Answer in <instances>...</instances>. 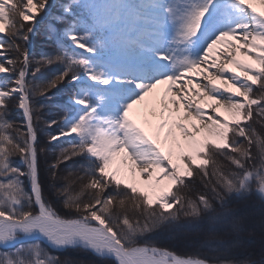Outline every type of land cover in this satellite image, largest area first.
Segmentation results:
<instances>
[{"label": "snow or ice", "instance_id": "1", "mask_svg": "<svg viewBox=\"0 0 264 264\" xmlns=\"http://www.w3.org/2000/svg\"><path fill=\"white\" fill-rule=\"evenodd\" d=\"M52 7L0 0V74L12 77L0 80V264H62L41 241L105 264H255L181 255L147 237L181 217L207 218L211 231L220 224L235 237L207 243L227 246L241 231L230 197L264 199V137L249 123L264 122V0H57ZM41 21L56 48L36 60L29 81L27 45ZM53 65L62 68L36 79ZM62 83L71 87L62 106L68 114L46 126L56 129L49 144L69 138L49 165L67 215L44 194L46 150L38 148L33 107L34 97ZM17 97L20 127L9 119ZM76 157L86 161L78 167L87 181L75 190L84 176L69 179V171L56 187L59 165ZM221 157L237 170H225ZM197 179L211 195H187Z\"/></svg>", "mask_w": 264, "mask_h": 264}, {"label": "trees", "instance_id": "2", "mask_svg": "<svg viewBox=\"0 0 264 264\" xmlns=\"http://www.w3.org/2000/svg\"><path fill=\"white\" fill-rule=\"evenodd\" d=\"M35 67L36 63H33L31 61L28 76L29 81H33L31 71ZM59 70V66L43 67L40 73L42 74V76H37L36 79H46L47 77H51L55 72ZM48 72L50 73V75ZM64 89V86L59 85L56 89L51 90L47 96H37L33 98L34 109H39V111L36 112V115L41 117V119L36 121V127L38 132V148L40 146L41 139L46 135V132L54 129L47 128V120L54 116L62 117L67 114L65 108L62 107L65 106L67 102L61 99L59 96L63 93L62 91ZM41 104L44 105L43 108H39ZM13 108L14 106H10L9 104L10 112H17L18 118L17 120H15V118H13L10 114L9 119L13 120L17 124V126L20 127L22 126L23 117H21V115L19 114V109ZM249 123H253L257 132L262 137H264V122H257L254 120L250 121ZM252 151L254 156L257 157L254 163L258 164L259 154L255 146H253ZM220 160L223 166L225 167V170H237L235 166L231 165L230 162L227 161L225 158L221 157ZM14 162L18 164L20 162L19 158L15 157ZM39 163L41 166L45 197L54 204V206L57 208L58 211L61 212V214L67 215L65 210L56 206V202H59V199L64 197H58L57 195L53 194L55 189L51 186V172L49 171V165L52 163V161L43 157L40 153ZM83 163H86V161L84 160ZM64 166H67V162ZM70 170H73V168H70ZM209 170L211 171V164L209 165ZM64 183V180H59V182H55L56 187H60ZM204 183L205 182H202L199 179L195 180V182L192 184V190L188 192L187 195H189L193 199H195L198 194L206 193L208 195H211L210 186L209 188H206L204 187ZM253 187H255V184H253ZM229 207L234 209L241 225V231L239 232L238 242L229 243L227 246L217 243H207V241L209 240L232 241L235 239V237L230 235L229 230H227L220 224H217L215 226L214 232L211 231L210 225L207 222V218L197 224V222L190 221L189 219H186L184 217H181L177 222L161 226L154 233L149 234L147 239L155 242L158 246L167 247L169 250L175 251L181 255L193 254L199 258H206L210 260L231 259L238 262L250 260L255 262V264H264V199H262L255 192L241 196L234 195L230 197ZM252 221L255 222L256 225L252 224ZM161 234L173 237L178 236L181 237L183 240H185L186 238L188 239L194 237L193 239H195V241L199 243L188 244V246L183 245L182 243H180L182 246L172 245L170 243H167V241L171 239L165 238ZM41 243L50 254L57 255L62 264H65V262H70V264H105L104 260L93 256L88 252L73 249L57 251L47 247V245H45L43 242ZM78 251L81 254H78Z\"/></svg>", "mask_w": 264, "mask_h": 264}, {"label": "rangeland", "instance_id": "3", "mask_svg": "<svg viewBox=\"0 0 264 264\" xmlns=\"http://www.w3.org/2000/svg\"><path fill=\"white\" fill-rule=\"evenodd\" d=\"M49 2H50V4L53 5V7L50 9V11H57V8L55 7V4L57 3V0H49ZM60 2H63V0H60ZM44 32H45V21H41V24L38 27V31L36 32L35 35L32 36L31 43L29 45H27V47H29V49H30V52H31V57L30 58H31V61L33 63H35L36 60L39 59L41 56H43L45 54H48V53H52L55 50V48H56V45H55V43L53 41H49V40H46L44 38V35H43ZM18 43H21L22 47L25 46L22 41H18ZM8 55L10 57L15 58L18 54L16 52H14V51H10L8 53ZM0 59H2V58H0ZM53 66H59L60 69L62 68L61 65H53ZM12 75L15 76V73H13ZM49 75H50V73H49ZM41 76H42V74L38 75V77H41ZM11 78L12 77H8L6 74H0V80L11 79ZM47 78H49V77H47ZM60 85L64 86L65 89L62 91L63 93L60 94L59 96H60L61 99H63L64 101L67 102L69 97H70V95H71V87L68 84H66V83H62ZM17 99H18V97L16 99H13V100L9 101L10 106H14L13 109H18L16 107V100ZM10 114H11V116L13 118H15V120H17V118H18L17 112H15V113L14 112H10ZM19 114L21 115V117H23V114H22L21 111H20ZM55 130L56 129L54 128V129L46 132V135L44 137H42L41 142H40V146H39V148H43V149L46 150V151L42 152L41 155L43 157L47 158L48 160L52 161V162H54V160L56 158V155L59 152V150L62 147L68 146V143H69V138H65V139H62L59 143H55L54 142L52 144H49L47 142L48 141L49 132L55 131ZM73 142H75V141H73ZM84 160L85 159L83 157H76V158H73V159H71L69 161H66L67 162V166H64L66 162L61 163V165L57 169V171H58V180H56V181L59 182V180H64L63 178L68 175L69 171L72 172V176L69 177V179H74L76 177H80V176L83 175L84 176V180L83 181H77V183L73 186L75 190H78L80 183L86 182L87 179H88L87 176L84 175V169L81 168V167H78V165L84 164L83 163ZM70 168H73V170H70ZM87 198H88L87 194H85L84 197H82V199H84V200H86ZM63 199L64 198L59 199V202H56V206L62 208L68 214V210L65 209L64 206H63ZM251 223L256 225V223L253 222V221ZM161 235L163 237H165V238L171 239V240H168L167 243H170L172 245H180V246H182L180 244V243H182L183 245H187L188 246V244L199 243V242L195 241V239H193L194 237L188 238V239L186 238L185 240H183L181 237H178V236H176V237L174 236L173 237V236H167V235H164V234H161ZM232 241H235V239L232 240ZM231 243H235V242H231ZM47 247H49V246H47ZM49 248H51V247H49ZM51 249H53V248H51ZM77 253L81 254L79 251ZM88 253H90L91 255L95 256L91 252H88Z\"/></svg>", "mask_w": 264, "mask_h": 264}, {"label": "water", "instance_id": "4", "mask_svg": "<svg viewBox=\"0 0 264 264\" xmlns=\"http://www.w3.org/2000/svg\"><path fill=\"white\" fill-rule=\"evenodd\" d=\"M25 242H27V241H25ZM43 242V241H42ZM43 243H45V242H43ZM46 244V243H45ZM47 245V244H46Z\"/></svg>", "mask_w": 264, "mask_h": 264}]
</instances>
